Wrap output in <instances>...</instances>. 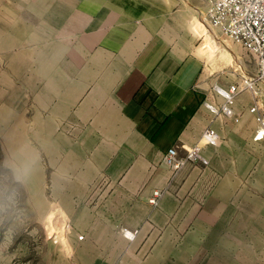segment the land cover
I'll list each match as a JSON object with an SVG mask.
<instances>
[{"label": "crops", "instance_id": "crops-1", "mask_svg": "<svg viewBox=\"0 0 264 264\" xmlns=\"http://www.w3.org/2000/svg\"><path fill=\"white\" fill-rule=\"evenodd\" d=\"M209 2L5 0L0 7V40L36 48L43 65L27 79L38 81V143L53 152L49 190L68 220L71 264H233L223 258L237 250L235 226L252 224L255 209H264V140L253 141L245 111L252 97L236 100L239 120L223 126L201 107L204 66L211 76L244 70L238 48L206 20ZM209 124L217 145L202 148L204 162L172 174L164 154L185 156ZM153 191L162 197L151 207Z\"/></svg>", "mask_w": 264, "mask_h": 264}, {"label": "rangeland", "instance_id": "rangeland-1", "mask_svg": "<svg viewBox=\"0 0 264 264\" xmlns=\"http://www.w3.org/2000/svg\"><path fill=\"white\" fill-rule=\"evenodd\" d=\"M4 1H0V7H3ZM212 1L208 3V8ZM221 39L228 41L223 36ZM221 39H218L219 44ZM229 43L238 48L235 55L244 69L241 72L251 76L255 69L251 57L239 45ZM6 44V41L0 40V264H71L74 258L70 255L73 247L68 220L64 212L52 205L53 193L49 190L53 152L48 145L44 148L43 144L38 143V81L27 79L28 74L31 78L44 72L43 65L38 64L36 48L30 51L21 48V42H15V45L18 44L15 48H6ZM28 57L29 64H23ZM234 65L238 66L236 60ZM229 71L232 73L229 69L211 76L207 75L204 66L199 85L208 93L206 96L212 94L216 84L225 86L232 80ZM214 77L216 80L212 83ZM260 88L264 90V85ZM244 96L252 97L251 92L247 91L236 100ZM236 100L232 106L236 107ZM220 123L225 125L222 121ZM261 165L262 162L256 160L253 175L256 193L257 190L260 192L261 178L255 177V174L260 172ZM209 186L207 183L206 190ZM256 193L260 208L262 194ZM235 227L237 250L232 257L223 258V262L232 260L233 264H264V209H255L252 224H237ZM225 229L229 231L230 226L224 225L223 231ZM203 259L211 258L206 256Z\"/></svg>", "mask_w": 264, "mask_h": 264}, {"label": "built area", "instance_id": "built-area-1", "mask_svg": "<svg viewBox=\"0 0 264 264\" xmlns=\"http://www.w3.org/2000/svg\"><path fill=\"white\" fill-rule=\"evenodd\" d=\"M209 24L223 37L239 45L243 52L250 56L255 69L251 76L243 74L240 68H234L235 75L227 85L216 84L212 94L203 99V107L214 120L232 121L237 123L239 115L231 107L241 94L254 89L246 112L253 118L255 131L253 141L264 140V0H213L206 13ZM227 94H231V97ZM203 141V145H199ZM196 143L185 156H178L173 148L163 156L164 165L176 174L187 164L204 162L200 151L205 146L214 147L219 142V136L209 124L201 133ZM162 197V192L154 191L148 200L149 205L156 206ZM130 237V234L125 233Z\"/></svg>", "mask_w": 264, "mask_h": 264}, {"label": "bare ground", "instance_id": "bare-ground-1", "mask_svg": "<svg viewBox=\"0 0 264 264\" xmlns=\"http://www.w3.org/2000/svg\"><path fill=\"white\" fill-rule=\"evenodd\" d=\"M169 4H170V1H169ZM228 39V38H227ZM229 42H231L229 39H228ZM232 43V42H231ZM234 44V43H233ZM253 94V93H252ZM229 96V98L231 97V94H227Z\"/></svg>", "mask_w": 264, "mask_h": 264}]
</instances>
